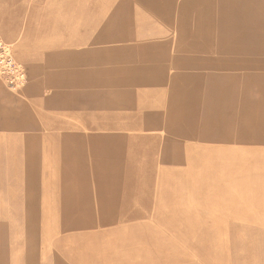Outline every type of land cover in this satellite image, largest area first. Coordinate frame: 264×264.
Wrapping results in <instances>:
<instances>
[{
  "label": "rangeland",
  "instance_id": "rangeland-1",
  "mask_svg": "<svg viewBox=\"0 0 264 264\" xmlns=\"http://www.w3.org/2000/svg\"><path fill=\"white\" fill-rule=\"evenodd\" d=\"M0 264H264V0H0Z\"/></svg>",
  "mask_w": 264,
  "mask_h": 264
},
{
  "label": "built area",
  "instance_id": "built-area-1",
  "mask_svg": "<svg viewBox=\"0 0 264 264\" xmlns=\"http://www.w3.org/2000/svg\"><path fill=\"white\" fill-rule=\"evenodd\" d=\"M0 76L12 89L22 85L25 77L24 70L15 59L12 46L0 37Z\"/></svg>",
  "mask_w": 264,
  "mask_h": 264
}]
</instances>
